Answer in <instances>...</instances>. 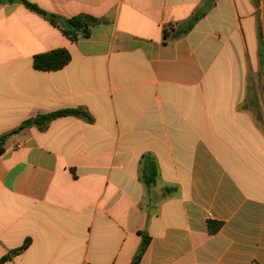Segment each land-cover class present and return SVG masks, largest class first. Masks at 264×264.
Listing matches in <instances>:
<instances>
[{
  "label": "crops",
  "instance_id": "obj_1",
  "mask_svg": "<svg viewBox=\"0 0 264 264\" xmlns=\"http://www.w3.org/2000/svg\"><path fill=\"white\" fill-rule=\"evenodd\" d=\"M25 1L95 23L0 5V136L86 115L3 144L2 264H264V0Z\"/></svg>",
  "mask_w": 264,
  "mask_h": 264
},
{
  "label": "trees",
  "instance_id": "obj_2",
  "mask_svg": "<svg viewBox=\"0 0 264 264\" xmlns=\"http://www.w3.org/2000/svg\"><path fill=\"white\" fill-rule=\"evenodd\" d=\"M254 5H257V0H252ZM19 2L25 5L28 9L40 14L43 16L51 25L59 26L62 29V32L64 35L71 37L72 39H75L78 32L82 34V36H87L88 31L87 27L91 24L95 23V20L86 15H78L75 17H72L70 19H61L57 18L55 16L47 15L46 13L40 11L38 8H36L34 5H31L27 3L25 0H0V5L5 3H14ZM257 38L259 42V53L264 52V47L262 45L261 41V35L259 28L257 29ZM70 61V55L66 50L58 49L53 50L44 54H39L34 57L33 59V68L40 71H57L62 69L64 66H66ZM65 115H75V116H81L86 117V115L83 112L75 111V110H65V111H59L55 113H51L48 115H42L37 116L34 119L27 120L23 122L17 129L13 130L12 132L5 134L3 136H0V153L3 152V144L5 143L6 139L9 137V135L18 132L19 130L23 128H27L31 125H36L38 129L42 130L47 125L49 121H51L54 118L65 116ZM26 245H24L22 248L18 250L12 251L10 254L4 256L0 259V264L4 263L5 261L9 260L12 256L18 254L20 251H22ZM145 247L142 245V248L140 250V253L143 251ZM139 256V255H138ZM136 257L135 260L132 262V264H136L139 257Z\"/></svg>",
  "mask_w": 264,
  "mask_h": 264
}]
</instances>
